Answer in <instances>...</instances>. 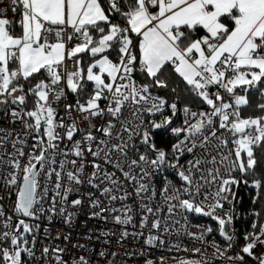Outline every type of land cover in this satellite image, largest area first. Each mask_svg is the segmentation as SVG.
<instances>
[{
	"label": "snow or ice",
	"instance_id": "snow-or-ice-1",
	"mask_svg": "<svg viewBox=\"0 0 264 264\" xmlns=\"http://www.w3.org/2000/svg\"><path fill=\"white\" fill-rule=\"evenodd\" d=\"M169 69L207 106L185 105L182 127H171L177 102L152 91L169 87ZM253 90L264 97V0H0V106L13 124L23 125L17 133L0 128V190L7 189L0 201L16 194L10 212L0 203V264H100L115 258V252L89 246L100 236L109 244L115 233L85 221L73 243L71 229L86 212L89 220L111 218L121 225L118 244L144 235L126 230L134 219L127 203L133 195L144 213L141 229L153 217L150 230L160 231L162 220L155 217L163 211L164 232L177 214L185 222V213L209 217L216 229L196 225L200 231L187 235L208 243L206 234L218 231L226 246L209 243L216 260L246 264L248 257L264 264V252L256 251L264 247L262 223L244 234L237 254H228L236 241L232 186L248 183L232 173L256 177L264 170V115L241 116ZM69 94L74 103L67 102ZM257 107L264 113V102ZM159 130L177 138L170 148L158 146ZM157 183L164 200L153 208ZM253 185L264 189V180L256 178ZM42 218L49 224L59 218L70 229L55 237L70 247L37 250ZM156 241L165 243L159 235H149L146 243L155 247ZM72 249L77 255L66 259ZM182 250L200 258H178V264H212L207 249Z\"/></svg>",
	"mask_w": 264,
	"mask_h": 264
},
{
	"label": "built area",
	"instance_id": "built-area-1",
	"mask_svg": "<svg viewBox=\"0 0 264 264\" xmlns=\"http://www.w3.org/2000/svg\"><path fill=\"white\" fill-rule=\"evenodd\" d=\"M4 3L6 5L8 3V0H4ZM8 17L10 19H14V20L16 19V16L11 12H8ZM67 102L74 103L71 99L70 94L68 95ZM191 108L193 110H203L199 107H191ZM58 111L60 115H64L63 104H61ZM165 114L171 115L170 110L166 109ZM73 115L76 116L78 114L74 113ZM155 118L159 119V116ZM177 118H178V112L173 117V121L176 120ZM184 119L185 117L183 115V120H182L183 122L180 125V127L184 126ZM97 123H100V121H97ZM81 127L87 128V123L83 122L81 124ZM0 128H5L13 133H17V132L22 131L23 125L20 122H16L15 124H13L11 122L10 113L8 115H3L2 113L0 115ZM13 138L15 137L13 136ZM31 143L32 141L31 139H29V144ZM8 150L12 151L10 144L8 145ZM25 150L27 151L28 149H25ZM89 159H91V157H89ZM109 170L111 171L112 169L109 167ZM91 171H92L91 167L86 168V172H91ZM119 175L120 174L117 173V176ZM165 175H168L170 177L174 176L173 173H165ZM232 175L237 179L245 180V178L238 171L233 172ZM121 179L123 178L121 177ZM125 187L127 191L129 192L133 191V187L127 185V182H125ZM160 187L161 185L157 183L156 184V195L153 197L152 201L150 202V206H152L153 208H155L157 204L163 203L164 197L163 195L160 194ZM252 188H254V186L250 183H247V184L240 183L239 185L232 186L233 193L235 196L232 202V208L234 211L233 227L235 229L236 241L234 243V246L231 252L228 253L230 255L236 254L237 244L240 239L241 231L244 230L245 228L244 225H246L247 223L249 224L251 220L250 214L244 213L240 209V205L238 203V192H239V189L248 191L249 189L251 190ZM6 192H7V189L0 190V195H4ZM15 199H16V194L15 192H12L10 198L5 196V200L0 201V203H4L8 207L9 212H10L12 202L15 201ZM127 203L131 204L134 209V219H133L132 224H129L126 226V230L129 233H134V232L139 233L143 231L144 235L142 236L129 235L127 239H123L121 243L118 244L117 240L120 239V232L122 230L121 225H118L112 222L111 218H109L107 222L101 221V220H89L86 212H82L81 215L77 218L76 227L74 229H71V231H73V243L77 241L76 234L83 233L84 227L82 225H84V222L86 221L87 222L86 226L89 228H92L94 230H99V231H110V232L115 233L114 236L109 237L110 239L109 244L104 243L105 237L103 236H100L98 240L94 238L89 244V246L95 249L96 252H99L101 250H107L109 254L112 252L117 253L115 258L109 255L107 261L100 259V264H146V261L148 259L154 260L156 264H160L161 257L164 258L165 264H178V258L179 259H185V258L199 259L200 258L199 256H193L191 252L183 251L182 249L185 247L189 249H192V248L207 249V253L205 257L206 259H208L209 261H212V264H223L222 261L216 260L213 257V248L209 247V243L213 240L219 243L222 247L226 246V242L221 238L218 231H214L211 234H206V240L208 241V243H201L199 241H194L192 238H190L187 235V232L198 233L200 231V229L197 228L196 225H200L202 227L211 226L214 229H216L217 224L211 218L206 217L207 219H204L205 217L203 216H198V215H194L191 213H185V215L188 216V220L187 222H185L181 218V216L177 214L175 217L169 220L170 231L164 232L163 231V228H164L163 220L167 216V213L166 211H163L159 214L158 217H155V218H160L162 220V227L160 231H157L156 229L150 230V223L153 217H149V228L141 229L139 227L140 218H141V215H143L144 213L141 212V209L139 207V201L133 195L132 197H130ZM116 206H119V202L116 203ZM164 207L166 208V205ZM228 208H229V204L225 203V209H228ZM105 215H107V213ZM173 220H180L181 222L180 224H175L173 223ZM38 223L40 224V231L37 234V244H36L37 250H39L42 245L43 246L59 245L61 247H65V246L70 247V245H67L66 242L63 241L62 238L60 240H57L55 238L58 232L63 234L64 232H67L70 230L67 228L66 225L62 223V221L59 218H54L51 224H49L48 221L43 218L40 221H38ZM185 223L187 224L186 228L184 227ZM133 225H135V227ZM44 229H48V232L45 233ZM99 231H96L95 235H99ZM177 232L179 234H177ZM149 235H159L165 241V243L163 245H160L159 241H156L155 243L157 246L155 247L149 246L146 243V240ZM80 242H83V240H81ZM177 243L181 245V248L179 250L171 247L172 245L177 244ZM256 251L257 253L264 252V247H258ZM133 252L136 254L131 255V256L125 255V253H133ZM141 252L145 253V255H140ZM37 255H39V251L37 252ZM74 255H77L76 249H72L65 258L67 259L70 256H74ZM94 259H98V257H94ZM246 264L248 263L246 262ZM249 264H256V262L251 259Z\"/></svg>",
	"mask_w": 264,
	"mask_h": 264
},
{
	"label": "trees",
	"instance_id": "trees-1",
	"mask_svg": "<svg viewBox=\"0 0 264 264\" xmlns=\"http://www.w3.org/2000/svg\"><path fill=\"white\" fill-rule=\"evenodd\" d=\"M14 31L19 34L20 28L18 24L15 26ZM90 62V58L85 54L84 63L87 65ZM41 74V77L42 78ZM168 77L169 87L167 89H152L153 94L159 95L169 101V103L176 101L178 104V118L173 121V125L171 127H180L183 120L184 113L182 112V108L187 105L189 107H199L201 109H206V105H201L199 100L194 97L193 93L188 91L187 86L182 81V79L169 69V72L166 74ZM143 79V78H142ZM175 87L177 89L176 93L171 91V88ZM237 92H240V89H237ZM242 94V93H241ZM71 95V94H70ZM250 106L241 108V116L243 118H247L249 116H258L264 115L261 110L257 107L258 103L264 102V97H261L256 90L251 91L249 94ZM87 96V90L85 94H83L80 99L83 101ZM71 99L75 102V97L71 95ZM34 97L29 96L26 102V109H31L33 105ZM3 113V106H0V115ZM176 137L168 130H159L156 132V142L158 146L163 147L165 149L170 148V146L176 141ZM248 183L253 185V180L256 178L264 180V170L257 174L256 177L252 175L243 176ZM254 186V185H253ZM238 203L240 205V209L244 213H249L251 216V220L249 224L247 223L244 230L241 231L240 239L237 244V252L239 249L243 247L244 234L253 231L252 225L253 223H262L264 224V189H256L255 187L248 191L239 189L238 192ZM255 212H259L260 216L256 217L254 215ZM204 219H207L206 217ZM246 262H250V258L245 257Z\"/></svg>",
	"mask_w": 264,
	"mask_h": 264
},
{
	"label": "rangeland",
	"instance_id": "rangeland-1",
	"mask_svg": "<svg viewBox=\"0 0 264 264\" xmlns=\"http://www.w3.org/2000/svg\"><path fill=\"white\" fill-rule=\"evenodd\" d=\"M249 264V262H247Z\"/></svg>",
	"mask_w": 264,
	"mask_h": 264
},
{
	"label": "water",
	"instance_id": "water-1",
	"mask_svg": "<svg viewBox=\"0 0 264 264\" xmlns=\"http://www.w3.org/2000/svg\"><path fill=\"white\" fill-rule=\"evenodd\" d=\"M222 238V237H221ZM223 239V238H222Z\"/></svg>",
	"mask_w": 264,
	"mask_h": 264
}]
</instances>
